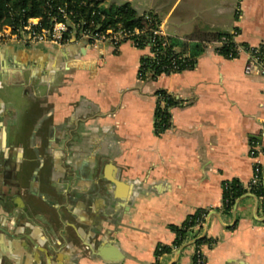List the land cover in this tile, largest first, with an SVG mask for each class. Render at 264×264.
<instances>
[{
	"label": "crops",
	"instance_id": "crops-1",
	"mask_svg": "<svg viewBox=\"0 0 264 264\" xmlns=\"http://www.w3.org/2000/svg\"><path fill=\"white\" fill-rule=\"evenodd\" d=\"M97 1L153 14L203 51L142 81L150 51L131 43L0 44V264H197L195 240L176 241L200 211L203 264H264V199L224 206L225 184L247 187L264 162L250 157L264 150V75L214 47L264 45V0ZM160 91L177 102L163 132Z\"/></svg>",
	"mask_w": 264,
	"mask_h": 264
},
{
	"label": "trees",
	"instance_id": "trees-1",
	"mask_svg": "<svg viewBox=\"0 0 264 264\" xmlns=\"http://www.w3.org/2000/svg\"><path fill=\"white\" fill-rule=\"evenodd\" d=\"M100 1L97 0H0V26L13 25L21 26L26 24L29 19H39L40 26L52 28L55 20L65 22L69 26V32L65 35L70 38L73 35L78 39L81 38L83 30L105 29L107 27H121L128 31L139 29L140 35L135 38L141 41L140 48L144 49L145 43H149L151 39L150 29L156 28L159 24L153 14H140L133 9L129 4L120 6H112L105 9L100 6ZM222 35H213L215 38H220ZM229 43L221 50V54L229 59V56L234 52V43L232 37L226 35ZM168 43L163 45V40H158V56L154 59L147 57L142 60L139 78L142 81L155 80L163 74L177 73L186 69H190L195 64V56L203 51L201 45H187L177 39H167ZM177 47L182 49L177 51ZM189 48L191 55H184L185 50ZM232 55H236L232 53ZM177 63L185 61L179 71H173L169 68L172 60ZM168 66V68H167ZM152 76L148 78V74ZM164 91L158 92L160 98H165L169 105L173 108L177 102L171 95H166ZM159 103V101H158ZM170 126L169 110H161L157 105L156 111V127L160 132L165 131ZM252 192L258 197L264 199V179L263 174L260 181L253 185L249 190L240 182L233 181L224 186V206L225 210L230 211L236 201L245 193ZM207 211H200L193 216H190L183 227L177 229L176 245L180 246L187 239H194V245L198 248L207 243L206 238H197L198 230L195 228L197 220L205 221ZM170 252L168 247H160L157 255Z\"/></svg>",
	"mask_w": 264,
	"mask_h": 264
},
{
	"label": "built area",
	"instance_id": "built-area-1",
	"mask_svg": "<svg viewBox=\"0 0 264 264\" xmlns=\"http://www.w3.org/2000/svg\"><path fill=\"white\" fill-rule=\"evenodd\" d=\"M40 20L29 19L26 24L21 26L13 25H3L0 26V44H18L22 46H35L43 43H49L55 46H61L67 43L70 38H66L65 35L69 32V26L65 22L54 21L52 28H45L40 26ZM144 32V31H143ZM139 29H134V31H128L121 27H107L105 29L83 30L81 32V39H84L93 48H99L101 46H110L113 49H118L124 43H131L134 47L140 48L141 41L137 40L135 37L140 35ZM151 39L149 43H145V47L150 51V58L154 59L158 56V40H163V45L168 43V36L164 30V27L158 25L156 28L150 29ZM232 42L234 43V52L236 55L229 56V59H235L240 54H245L247 56V63L245 65V73L251 74H262L264 75V45H259L256 47H246L238 44L232 37ZM229 39L227 37L214 43L215 51L221 54V50L227 46ZM222 55V54H221ZM182 63H177L176 59L172 60L168 65L173 71H179ZM167 66V68H168ZM148 78L152 76L149 73ZM168 95V93L166 94ZM158 98V107L161 110H169L172 107L169 105L165 98ZM250 157L253 160H257L260 157L264 158V150L258 143H254L250 150ZM264 174V162L254 163V173L250 184L247 186L250 190L251 187L260 181V178ZM206 216V215H205ZM202 220H197L195 228L199 229L203 226ZM196 262L197 264H203V254L202 249L198 248L196 250Z\"/></svg>",
	"mask_w": 264,
	"mask_h": 264
}]
</instances>
